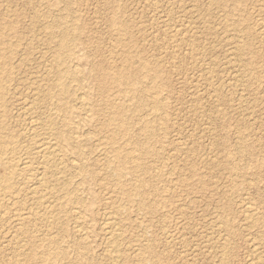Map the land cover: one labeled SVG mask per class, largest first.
<instances>
[{
	"label": "rangeland",
	"instance_id": "374dc122",
	"mask_svg": "<svg viewBox=\"0 0 264 264\" xmlns=\"http://www.w3.org/2000/svg\"><path fill=\"white\" fill-rule=\"evenodd\" d=\"M64 15L70 27L78 28L71 41L78 58L72 64L84 71L70 89L80 96L88 93L86 113L73 99V120L91 119L80 129L92 136L83 146L92 153L82 160L97 180L80 183L86 204L82 237L71 219H61L58 230L47 222H25L23 228L35 230L41 239L53 231L65 251L55 264H257V255L264 264V0H0V51L14 58L15 94L7 107L22 124L31 87L45 83L46 71L54 65L59 27L51 21ZM145 63L156 67V78L146 77L132 89L152 95L158 86L157 108H152L153 98L133 108L112 83L100 91L92 74L114 76ZM144 88L147 92H141ZM111 107L124 108L128 131L102 126ZM96 108L103 113L96 115ZM145 121H150V133ZM112 129L119 149L130 150L136 142L149 146V154L137 158L140 167L124 175L126 190L137 187L143 193L141 205L137 200L125 204L95 156ZM104 148L107 152L109 146ZM67 173H74L73 168ZM107 202L120 234L115 262L105 251L101 229ZM22 205H30L28 198ZM17 208H10L7 218ZM18 227L22 224L0 221V264H33L31 246ZM20 250L25 253L14 259Z\"/></svg>",
	"mask_w": 264,
	"mask_h": 264
},
{
	"label": "bare ground",
	"instance_id": "6f19581e",
	"mask_svg": "<svg viewBox=\"0 0 264 264\" xmlns=\"http://www.w3.org/2000/svg\"><path fill=\"white\" fill-rule=\"evenodd\" d=\"M69 19H67V17L64 15L58 19H53L52 21L50 20L51 23L59 27L58 34L55 36L53 35L56 38V51L53 56L54 65H52L51 70L47 69L46 74L43 78L45 83H40L35 85V87H31V92L29 95V99L31 101L29 100V106L27 108L25 107L26 113L25 115L23 114L24 118L27 115V119L24 124H22L18 119H15V117L10 113V110L8 108L9 106L7 107L10 99L15 94V89L12 86V82L14 81V79L12 77L11 70L14 58L10 60V58L8 57L7 59L6 55H4L0 51V221L7 220L9 222H12V224L14 223L16 226L22 224V227H18V234L25 235L27 237L28 242L31 246L29 250L31 252L29 259H34V261L32 260L33 264H55L57 258H65L64 248L61 246L56 236L53 235L52 230H58V227L60 228L61 219L68 221L71 219L73 220V225L76 233H78L80 236L82 235V227L84 223L81 220L82 214L85 213L84 211H86V204L83 198L80 196V192L84 190L81 188L80 183L85 180H88V182L97 180L95 171L91 170L89 168V164L82 160V158L84 159L87 155L92 153V151L90 152L89 149L84 150L83 148L84 144H87L92 136L88 133H82L80 129L81 126L87 123H85V121L90 122L91 119H80L79 121L73 120L74 115L77 114L76 111L74 112L72 108L74 106L72 104L74 101L73 99H75L76 101L79 99L80 110H82L83 112L86 113L89 111V109L83 103L88 93L81 91L82 96H80V94H76L75 91L72 92L70 89V82H73V80L80 81L81 77L84 74V71L78 68L77 65L72 64L73 60L78 58V55L76 54V52H74L71 44V41H73L76 38L75 36H77L78 28L70 27L68 25L70 22ZM35 20H37V17L35 18ZM112 23H115V20H113ZM171 28L172 27L170 26V29ZM227 40H229V38ZM238 51L241 52L242 48L239 47ZM14 52L15 50H12L11 54H13ZM154 68L156 67L145 63L141 64L134 70H119L114 74V76H110L108 74L100 75L96 71H93L92 74L99 83L98 88L100 91H105L108 88V83H112L122 88V90H120V93H123V96L126 95L127 97H129L127 101L132 102L131 106L133 108L136 106L143 107L147 105L150 101V98H153L152 108H157L161 102L159 98L160 89L158 88V86H155L156 90H154L152 95H149V93L136 94L132 89L134 85L140 84L141 81L146 77L155 79V73L157 74V70H155ZM236 69L241 70V68ZM131 72L134 75L132 77L128 75ZM140 72L145 74L143 78H140L138 76ZM237 76L239 77V75ZM30 86L28 88H30ZM124 86H127L128 88L124 89ZM141 92L147 91L144 88V90L142 89ZM242 93H244V91ZM22 106V108L24 109V105ZM110 109L113 112L109 113L110 117L106 121L102 122V126L105 128L111 127L113 129L117 126H120L128 131L130 121L129 118L127 119L128 115L125 114L126 111L124 110V108L111 107ZM95 110L96 115L103 113L99 108H96ZM21 111L22 113L24 112V110ZM22 118L23 117H21V120ZM148 123H150V121H145L144 129L145 132L150 133L151 130ZM113 129L110 133V139L105 140V142L102 143L100 142L99 148L95 149V156H98L101 161L100 164L103 166L104 170L103 176L108 178V180H111V182L116 186L117 192L121 194L122 198L125 200V204L127 205L128 203H134L137 200V203L141 205L142 203H144L143 193H138L137 187L133 191L126 190L124 185V175L126 174V172H135V170L140 167L138 166L137 158L139 155L143 156L144 154H149V146L147 143L143 145L142 143L136 142L133 148L131 147L130 150L119 149V147L116 146L118 138L116 137L115 131H113ZM101 144L103 145L102 147ZM107 145L109 146V149L106 152L104 146ZM71 157L75 160L71 159ZM128 164L130 165L128 166ZM69 168H73L74 173L68 174L67 171ZM75 177H78L80 179L79 183H77V181L74 182L73 178ZM24 197L28 198V200L30 201V205L26 208L22 207ZM104 204L106 211L103 217L101 229L104 232L105 239L107 240V249L105 251H107V254H109L113 261L117 259L119 260L121 253V243L120 234L116 229L118 223L116 222V218H114L111 210L109 209L108 202L107 204ZM16 205L19 208L15 209L12 216L7 218L9 209ZM248 205L249 204H247V206ZM249 207L251 206H248V208ZM117 209V212L121 211V207ZM123 209L124 206L122 210ZM247 212H249V210ZM247 212L244 213L245 216ZM25 222H42V224L43 222H47V226L51 227L48 228L52 230H49L50 233L46 234V238L44 237V239H41V237L38 238L34 235L35 230H31L30 228L25 227L23 228V224ZM2 233L4 234V232ZM218 234L220 235V232H218ZM218 234L216 233V238H218ZM21 244L24 245V243ZM254 247L257 248V245H255ZM208 251H211L210 248L208 249ZM218 251L220 250L218 249ZM251 252L253 251L251 250ZM24 253L25 251L23 253L21 250L18 251L17 254L15 253L14 259L19 258ZM218 254L219 253H217V255ZM220 254H222L223 256L221 261L226 262V247L224 248L223 252L220 251ZM253 254H255V252ZM253 254L251 253V255ZM257 256V260L255 259L253 261H256V263L259 264L262 260L258 261L259 258H257ZM253 257H255V255H253ZM121 261L119 262V264L121 263ZM216 264H218V262Z\"/></svg>",
	"mask_w": 264,
	"mask_h": 264
}]
</instances>
